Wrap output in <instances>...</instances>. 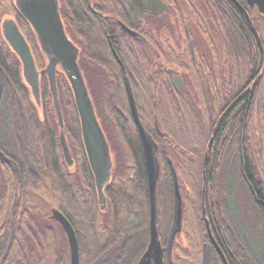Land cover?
I'll list each match as a JSON object with an SVG mask.
<instances>
[{"label":"trees","instance_id":"16d2710c","mask_svg":"<svg viewBox=\"0 0 264 264\" xmlns=\"http://www.w3.org/2000/svg\"><path fill=\"white\" fill-rule=\"evenodd\" d=\"M101 1L106 4L100 9L105 16L92 11L88 0H59V5L66 32L79 47L78 61L113 155L112 177L105 188L106 206L103 208L98 203L79 114L67 76L57 69L64 129L74 156L73 169L61 152L60 125L47 75L40 74L39 110L23 77L21 60L5 45L4 52L9 58L2 61L3 71L0 72L3 83L0 99L3 129L0 134L6 138L13 136L16 140L13 148L18 152L12 155L13 159L19 164L32 160L37 171L31 173L21 166L22 181L19 182L15 171L4 165L3 214H11L10 203L7 205L6 201L13 197L30 199L28 204L34 209L35 225H38V217L47 216L54 207L59 208L76 231L80 246L79 264H124L131 254L133 258L128 264H135L145 251L150 224L148 175L124 76L108 43L110 34V41L124 62L132 83L142 122L162 145V150L157 152L161 167L157 183L160 239L164 243L167 241L173 218L174 183L169 156L179 178L187 242L182 246L175 240L173 260L177 264H202L203 244L208 235L202 204L205 186V200L212 199L216 203L217 212L213 216L223 212L227 215L223 240L228 246L226 254L230 264L236 262L235 252L242 259L240 264H252L254 241L247 231L240 233L239 242L237 207L233 209L231 203V182L237 176L253 207L255 197L264 201V48L252 24L244 12L228 2V14L219 18L227 56L224 74H221L218 62L216 70L205 59L194 61L189 57H169L166 64H180L192 86L184 92H172L159 73L157 63L146 55L140 40L121 30L117 12L110 10L108 0ZM243 2L247 5L246 0ZM247 9L264 44V14L256 5ZM24 23L26 28L29 27L30 37H27L37 67L41 69L46 64L44 52H41L36 33ZM203 81L207 94L202 89ZM242 91L246 93L238 99ZM237 99V104L231 105ZM230 105L226 118L222 117L214 127L217 118ZM156 118L162 133L158 131ZM212 133L214 139L209 149L204 182V149ZM2 148L10 152L5 144ZM228 161L234 162L236 165L233 163V166L238 169L236 172L228 168L230 172L226 177ZM45 181L54 184L63 199L55 195ZM80 191L84 193V202ZM77 205L91 208L88 217L91 227ZM92 227L95 232H89ZM36 229L40 231L31 236L28 251L14 245L5 257L9 236H0V264H65L66 251L56 247L53 236L43 225L36 226ZM124 240L121 248L108 256L114 242L121 244ZM86 245L90 248L87 249Z\"/></svg>","mask_w":264,"mask_h":264},{"label":"flooded vegetation","instance_id":"af4514ba","mask_svg":"<svg viewBox=\"0 0 264 264\" xmlns=\"http://www.w3.org/2000/svg\"><path fill=\"white\" fill-rule=\"evenodd\" d=\"M137 1H139L143 6L149 3L148 0H135V2ZM161 1L167 5V8L159 7V10L160 8L161 10L158 12L151 10L150 8H140L137 10L136 9L137 6L132 5L133 9L134 10L136 9L137 13L134 12L130 3L127 0H108V3L110 10L117 12L116 19L120 26V29L123 30L125 33H127L129 36L139 39L143 49L146 52V55H148L153 61L157 63V67L159 68L158 69L159 73L165 79L166 86L169 88V90L172 92H184L187 91V89L192 88L191 84L189 85V82L185 77L186 76L185 69L182 66H180V64L177 63L166 64L165 62L166 59L169 57L175 59L179 57H183L187 59L189 57L194 61H199L202 59H205L209 62L214 61L215 64L219 60H221L223 56L224 58L227 59L226 53L225 52L222 53L221 51H218L217 48V45L219 44L223 45V41H224L223 39L224 32L219 18L224 14L225 15L228 14L226 6L228 2H231L240 11L244 12L249 20V17L251 18V16L249 13V9H247V7L253 8L254 5H250L247 0H246L247 5H244L243 0H161ZM217 5H219V7ZM88 7L92 11L98 13L100 16H105V14L102 11H100V9L101 7L102 8L106 7V4L103 3L101 0H88ZM8 21L15 22L18 25V27L23 32L28 42L29 39L27 36L30 37L29 27L26 28L27 25L24 22L28 23L31 26L32 30L34 31L30 22L27 20V18L22 14L21 10L19 9L17 0H0V72L3 71L2 61L6 59L8 60L9 58L8 57L9 54L4 52L5 45L10 51L14 52V50L10 46V43L6 39L3 31V27ZM122 23H124L130 29L137 31L139 34L129 33L128 31L123 29ZM107 37L109 40L108 43L110 46V50L112 51L113 56L115 57V59L117 60V62L121 67V71L124 76V84H125V72L122 69V64L118 60V58L119 59L121 58L118 55L113 45V42L110 41L111 35L109 34ZM127 42H130V40H127ZM221 47H222L221 49H223V46ZM222 51H224V49ZM14 54L19 58L16 52H14ZM178 75L181 76L184 83L185 88L182 91L178 89L177 85L174 83L173 80L174 77ZM0 85H1V96H0L1 99L3 94V83L1 80V76H0ZM202 89L207 94L208 92L207 86L204 83V81L202 83ZM243 92L244 91H242L241 93ZM237 101L235 102L232 101L231 105L237 104ZM154 103H156V100L154 101ZM207 103L208 106H210V102L208 101ZM231 105L227 109H225L222 112V114L217 118L214 127H216V125L219 123V120H221L222 117L226 118L225 116L227 115ZM2 129H3L2 120L0 114V131ZM158 131L159 133H162L161 129L159 128ZM211 137H212V141L210 140ZM213 139H214V133H212L209 136V139L204 149V154L207 151V159H208L209 149L213 145ZM67 142L72 155L71 146L69 145L68 139ZM3 144H5L10 149V152L3 150L2 148ZM15 144H16V140L14 139L13 136H9L6 138L2 135V133L0 134V150L6 156V158H4L3 156L0 155V236H2L3 234H7L9 236V240L6 244L5 252L7 251V248L9 252L10 248L14 245L22 250L28 251L30 249L31 236L35 235L37 232L40 231V229H36V226H41V225H43L47 230V232L49 231V234L53 236V242L56 245V247L59 248L60 250H63V247L68 244V239L61 223L58 220H56L54 217H52V210L56 207L52 208L47 216L38 217L37 218L38 225H35L36 222L35 214H34L35 212L31 204H28L30 201L29 198L25 199L23 197H13L7 200L6 204L8 205V202L10 203L9 205L12 212L9 215H4L2 212L5 202L4 201L5 199L2 196L4 189V165L6 164L7 166L12 168L11 170L15 171V175L17 176V180L19 182L22 181L21 168H20L21 166L22 168L26 169V171L31 173L37 171V168L36 170H34L33 166L31 165V163L33 162L32 160H25L23 164H19L15 159H13L12 155L18 152V150H15L13 148ZM158 145L159 148L157 152H160V149L162 150V145L159 142ZM61 152L62 155L64 156L62 146H61ZM167 157L169 161L170 157L169 156ZM113 166H114V161H113ZM169 166H170V162H169ZM111 177H112V171H111ZM94 183L96 186L95 176H94ZM83 194H84L83 191H80L79 195H81L80 197L82 202H84L85 199ZM215 205H216L215 200L212 199L204 200L205 214H206V218H208V223H209L207 224V219L205 218L208 235L206 241H204V244L206 242L211 243L210 264H212L213 261L214 264H230L226 254V250L228 246L224 241L225 239L223 234V228L227 227L228 225L227 215L226 213L223 212V213H218L219 216L216 214L215 216H213L214 213L217 212ZM94 207L95 204L92 202L91 208L93 209ZM253 210H254L253 221L255 224L256 232H255L254 246L252 247L253 249L252 264H264V201L261 198L255 197ZM158 220H159V215H158ZM82 222L83 221H81V223ZM183 225H184V220H183ZM149 230H150V224H149ZM237 230L239 232V228ZM58 231L61 232V234L63 233L62 235H63L64 244L62 243V241L61 243H59L60 241L57 235ZM158 231H159V222H158ZM64 234H65V238H64ZM240 236L241 234L239 232V242L241 240ZM175 240L173 242L172 252L174 249ZM124 242L125 240L121 244L114 242L111 250L109 251L108 256H111L116 250L120 249L121 245ZM165 243L162 242L163 245H165ZM258 249L259 251H261L260 255L259 252H257ZM5 252H4V257L7 255V254L5 255ZM235 254L236 256L234 257V259L236 262L234 263L235 264L242 263V259H240V257L238 256L239 254H237L236 252Z\"/></svg>","mask_w":264,"mask_h":264},{"label":"water","instance_id":"95a60500","mask_svg":"<svg viewBox=\"0 0 264 264\" xmlns=\"http://www.w3.org/2000/svg\"><path fill=\"white\" fill-rule=\"evenodd\" d=\"M131 7L136 5V9L150 8L156 12L160 11L159 7L167 8V5L161 0H148L147 5H141L139 1L127 0ZM250 5H257L259 11L264 14V0H247ZM17 4L22 14L32 25L40 47L47 57L45 67L39 69L36 64L31 46L15 22L8 21L3 27L4 35L10 46L19 56L22 63V73L25 81L29 84L33 98L38 106L41 105L40 98V74L45 73L48 77L50 90L53 97V105L56 110L57 119L60 125L59 140L63 149L64 158L67 164L72 165L73 158L68 146L64 130V117L58 94L57 87V69H61L67 76L74 95L75 104L78 110L82 139L88 160L95 176L96 189L101 207H105L107 197L105 187L110 182L113 159L110 150L109 141L105 131L97 116L95 106L89 92L83 71L78 61L79 47L69 37L66 32L63 19L60 13L59 0H17ZM158 8V9H157ZM133 9V7H132ZM136 9L134 10L137 13ZM253 29L257 34L258 40L264 48L263 41L259 36L257 28L249 17ZM123 29L131 34H139L122 23ZM122 69L125 72V86L129 98L130 109L133 119L137 125L139 136L141 138L145 165L148 175V188L150 200V230L147 248L135 264H176L172 259V246L177 233L182 230L183 225V205L182 194L179 185L177 170L171 158H169L174 183V210L170 232L165 245L162 244L158 231V201H157V183L160 175V161L157 156L159 145L153 135L146 129L142 122L140 111L134 95L133 87L129 76L126 74L124 63ZM264 72V67L262 68ZM174 83L179 90H184V83L181 76L174 77ZM255 82L253 83V86ZM252 86V87H253ZM251 87V88H252ZM249 88V89H251ZM248 91V90H247ZM246 93L244 91L238 96L241 99ZM1 96V85H0ZM237 99V100H238ZM236 100V101H237ZM259 108V99H257ZM212 141V137L210 138ZM210 144V142H209ZM208 144V145H209ZM0 155L6 158L0 150ZM206 163L207 151L203 159V179L206 181ZM34 170L35 164L32 162ZM205 200V186L202 191L203 210ZM52 217L58 220L68 239L70 259L68 264H79L80 252L76 231L70 220L59 209L52 210ZM207 224L208 223V218ZM210 231V228H209ZM8 252H5V255ZM211 261V243L206 242L203 245L202 264H210Z\"/></svg>","mask_w":264,"mask_h":264},{"label":"rangeland","instance_id":"374dc122","mask_svg":"<svg viewBox=\"0 0 264 264\" xmlns=\"http://www.w3.org/2000/svg\"><path fill=\"white\" fill-rule=\"evenodd\" d=\"M39 46H40V44H39ZM221 46H223V45H220L219 44V45H217V48H218V51H221L223 53L224 51H222L223 49H221L222 48ZM41 52H42V50H41ZM44 56L46 58V63H47V57H46L45 54H44ZM210 64L214 68L217 66V63L215 64L214 61H212ZM218 67L220 68L221 74H224V72L226 70V58H224V56H223V58L221 60L218 61ZM186 79H187V77H186ZM187 81L189 82L188 79H187ZM189 85H190V83H189ZM38 108L40 110V107L39 106H38ZM157 126H158V128H160L158 123H157ZM72 156H73V153H72ZM73 160H74V156H73ZM228 162L229 163L226 164L227 171H225V174H226L225 176L226 177L228 176V173L230 172L229 169L230 170H235L236 172H237V169H238V168L235 169V167L233 166V163L234 162H232V161H231V163H230V161H228ZM234 165H236V164L234 163ZM231 167H232V169H231ZM73 168L74 167H72L71 169H73ZM44 170H47V169L45 168ZM53 182L56 183V180H53ZM45 183L47 184L46 186L51 187V190L54 192L55 195H59L58 197L61 198V199H63V197L60 195V193H58L57 189H54V184H52V183L50 184V182H46V181H45ZM231 183H233L232 184L233 185V202H231V203L233 204V209L237 207V209H236V211H237L236 212V215H237V219L239 221V232L242 233V234H244V233H247V231H248L249 232V235H251V238L253 239V241H255L256 228H255V224H254V221H253V218H254V215H253V213H254L253 206L251 205L250 200L247 198L248 197L247 196V192H245V190L243 188L242 181L239 179V177L237 176L235 179L232 178V182ZM232 204H229V206L232 205ZM79 210L84 215V217L86 218L85 220L87 221L88 220V217H90V214L92 212L91 211V208H89L86 205H82V206L79 207ZM89 221L90 220H88V226L91 227V225L89 224ZM183 228H184V225H183ZM183 228H182L181 232L177 235L176 242L178 244L182 245V246H186L187 245V242H186V239H185V235H184ZM90 231L95 232V229L92 227V228H90L89 232ZM260 232H262V231H260ZM62 234L59 231L57 232V235H58V238H59V241H60L59 243H61V241H62V243L64 244V242H63V235ZM64 238H65V234H64ZM88 246L89 245H86V248L87 249L90 248V246L89 247ZM175 248H176V246L173 249V254L174 255L176 254ZM63 249L66 251L65 264H68L69 263V259H70V252H69L68 244L66 246H64ZM257 252H259V255H260L261 251H259V249H258ZM132 258H133V256L131 254L129 256V258L127 259V261L124 262V264H128V262L131 261ZM114 264H117V263H114Z\"/></svg>","mask_w":264,"mask_h":264}]
</instances>
